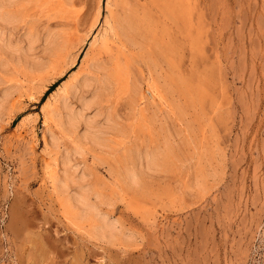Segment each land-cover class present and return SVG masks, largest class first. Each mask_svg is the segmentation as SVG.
Listing matches in <instances>:
<instances>
[{
	"label": "rangeland",
	"instance_id": "1",
	"mask_svg": "<svg viewBox=\"0 0 264 264\" xmlns=\"http://www.w3.org/2000/svg\"><path fill=\"white\" fill-rule=\"evenodd\" d=\"M107 1L73 0L69 20L52 13L34 20L43 32L64 28L72 44L80 41V60L97 41L98 61L108 64L112 55L100 48L109 32ZM190 1L187 28L177 21L156 23L158 14L150 15L154 34L173 46L175 79L185 83L175 80L177 88L163 103L152 99L147 85L152 72L146 53L119 39L108 43L130 63L136 89L113 106L114 115L129 127L142 102L156 130L152 140H130L126 148L133 152L122 153L126 157L102 151L78 157L82 169H94L92 180L108 189L113 205L105 210L123 239L98 238L90 222L84 229L73 227L48 178L59 150L72 146L74 138L50 120L61 145L46 147L44 101L74 71L86 72L87 65L77 64L47 97L56 82L39 99L24 97V109L0 125V264H264V0ZM39 45L40 53L43 40ZM180 87L189 90L181 93ZM167 144L174 152L146 172L142 184L127 181L125 166L134 151Z\"/></svg>",
	"mask_w": 264,
	"mask_h": 264
},
{
	"label": "bare ground",
	"instance_id": "2",
	"mask_svg": "<svg viewBox=\"0 0 264 264\" xmlns=\"http://www.w3.org/2000/svg\"><path fill=\"white\" fill-rule=\"evenodd\" d=\"M106 8L109 13L106 17L108 20L105 21L109 26V32L106 29L105 41L100 48L102 52L104 50V53L107 52L112 56L108 64L104 62L101 65L97 57L99 53H95L98 51L97 41L93 39L94 42L80 60V49L84 43L80 45V48L78 46L80 41L72 44V37L64 28V31L59 29V32L46 28L43 32L37 25V19L34 20L37 15L43 13L46 16L52 13L50 15L59 19L69 20L68 15L70 16L74 10L73 0H0V56L2 55L0 57V125L11 121L17 112L24 109L26 106H23L24 97L30 100L39 99L45 94L50 84L67 75L75 65L80 64V67L87 65L84 67L87 69L83 70V72L86 71L85 73L78 71L82 73L79 74L74 71L57 88L58 90L52 92L44 101V122L48 132L45 139L46 147L60 148L61 145L57 134L53 132V129H49L50 120L60 125L66 135L74 138L72 146L59 150L60 154L54 160L55 168L52 167L48 171V178L62 203L65 217L74 225L71 224L73 227L76 225L84 229L85 223L90 222V227H87L90 228L91 234L92 232L97 234L98 238L100 236L104 239H123L125 234L122 228L117 220H112L109 211L105 210V207L113 205L112 198L105 193L108 189L105 187L107 190L104 191L103 183L97 182L96 179L92 180L94 169L92 170L91 167L82 169L78 164L80 163L78 157H85L91 152L97 157L100 151L113 153L114 156L122 153L130 155L133 151L126 148L130 140L140 141L145 137L151 139L156 130H153L155 119L148 115L147 109L141 108L142 102L136 104L137 111L133 112L136 115L129 123L130 125L128 124L129 127L122 126L119 117H116L118 115H114L113 108L117 107L115 105H118L119 100L124 99L126 95L131 96L132 91L136 89L133 90L135 81L130 63L128 60H122L123 57L120 59V52L118 55L117 52L113 53L108 43L110 40L115 42L119 39L124 41V44L122 43L124 46L139 47L146 53L152 72L151 80L147 85L151 90L152 99L163 103L167 99L166 93L177 88L174 82L178 76L174 77L176 64L173 63L174 58L171 53L173 46L170 42L164 41L162 34H154L150 15L153 12L158 14L159 19L156 23L162 21L167 25L177 21L178 26L187 28L191 26L192 21L191 1L108 0ZM165 29V34L168 35L169 32L166 27ZM42 40L44 47L39 53L36 49ZM74 48L75 54H72ZM164 68L167 69L165 72ZM176 75H178L177 72ZM182 81L177 82L184 83ZM189 87L192 88V86ZM79 89H82L83 94L80 93L82 95L78 94ZM183 89L184 87H180L181 93L186 90ZM140 90L142 94L140 100H143V91L146 90L142 88ZM188 90L189 88L186 91ZM200 97L201 95L198 100ZM76 98L79 103L74 105L73 100ZM191 99H194V94ZM168 144L169 150L168 147L161 149V146L154 147V145L146 149L142 148L143 151H134L133 161L125 164L127 181L135 186L142 184L146 172L150 173L159 167L161 159H164L169 151H173ZM171 152L170 155L174 151ZM167 155L169 157V154ZM176 155L172 154V156ZM118 159L120 161V158ZM98 160L102 164L107 163L103 158ZM108 169L117 177L121 176L116 168ZM138 205H136L137 209Z\"/></svg>",
	"mask_w": 264,
	"mask_h": 264
},
{
	"label": "trees",
	"instance_id": "3",
	"mask_svg": "<svg viewBox=\"0 0 264 264\" xmlns=\"http://www.w3.org/2000/svg\"><path fill=\"white\" fill-rule=\"evenodd\" d=\"M57 84H58V82L54 83L52 85V87L46 92L44 97H47L49 95V93H51L54 90V88L57 86Z\"/></svg>",
	"mask_w": 264,
	"mask_h": 264
}]
</instances>
